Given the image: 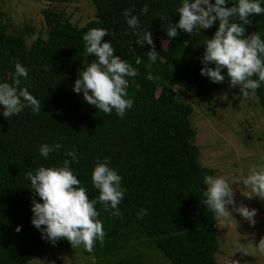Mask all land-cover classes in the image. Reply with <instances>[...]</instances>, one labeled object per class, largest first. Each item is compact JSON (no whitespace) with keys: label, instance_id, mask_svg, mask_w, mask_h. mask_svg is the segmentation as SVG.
<instances>
[{"label":"trees","instance_id":"trees-1","mask_svg":"<svg viewBox=\"0 0 264 264\" xmlns=\"http://www.w3.org/2000/svg\"><path fill=\"white\" fill-rule=\"evenodd\" d=\"M90 1L93 16L82 25L69 22L62 10L42 9L43 32L38 30L28 43L25 36L33 28L15 31L0 23V83L13 82L19 63L28 72L20 87L41 101L39 114L25 107L7 119L0 108V264L26 263L67 241L53 244L31 223L33 199L43 201L26 174L40 166H62L71 149L76 150L78 163L70 167L90 199L99 195L91 181L97 157L108 158L126 189L121 216L113 217L96 205L107 235L102 247L97 241L91 253L82 249L93 256L86 264H155V249L170 264H218L216 218L202 203L204 178L214 170L199 163V149L193 143L196 131L189 119L193 108L179 100L172 87L205 95L230 85L226 69L222 83H213L200 71L204 41L214 35L219 21L199 32L178 29L177 37L169 38L167 24L178 22L176 9L182 0ZM234 2L227 0V6ZM259 2L264 7V0ZM145 5L149 11L142 15ZM125 9L139 16L141 35L145 29L152 33L158 52L155 62L147 56L151 46L136 43ZM250 19L245 35L257 32L264 39V13ZM91 28L107 29L103 39L136 70L135 77H127L128 97L134 103L123 117L115 110L110 115L99 111L73 91L80 70L96 59L84 53L83 35ZM148 73L153 80L147 79ZM254 93L264 109V83ZM44 143L62 147L44 158L39 152ZM141 209L147 212L142 218L137 215Z\"/></svg>","mask_w":264,"mask_h":264},{"label":"clouds","instance_id":"clouds-1","mask_svg":"<svg viewBox=\"0 0 264 264\" xmlns=\"http://www.w3.org/2000/svg\"><path fill=\"white\" fill-rule=\"evenodd\" d=\"M148 11L145 5L141 14L146 15ZM176 12L179 13L178 22L168 23L166 27L169 38H176L178 29L187 33L199 32L219 21L214 35L204 41L206 47L201 75L207 76L213 83H222L225 80L222 70L226 69L230 85L238 86L244 97L260 88L264 83V39L257 32L245 35V25L252 23L250 17L264 13L259 0H235L231 7L227 6V0H215L214 3L211 0H182ZM123 15L129 28L134 30L133 34L138 37L136 43L151 46L147 56L155 62L158 52L152 33L145 29L141 35L140 18L132 14V10L125 9ZM160 19L164 21L166 16L162 15ZM106 35L108 30L105 28H91L83 35L85 55L96 59L80 70L73 91L82 93L85 101L99 111L110 115L115 110L118 116L123 117L134 103L128 97L127 77H135L137 73L127 61L115 54L112 44L103 39ZM209 64L215 67H209ZM27 76V69L17 63L13 82L0 83V108L7 119L19 114L25 107L31 108L35 114L41 111V101L27 88L20 87L21 78ZM147 79L151 81L154 77L148 73ZM61 147L60 143H44L39 146V152L47 158ZM65 155L70 159H64L60 167L40 166L35 172H27L26 178L30 180L31 188L43 201L40 203L33 199L31 223L53 244L59 239H66L73 248L83 245L91 253L97 241L101 247L105 244L107 235L103 222L98 219L100 213L96 205H102L113 217L122 215L119 205L126 192L121 186L123 177L110 167L108 158L97 157L91 181L99 195L96 199H90L70 167L72 162L78 163L76 150H66ZM204 184L207 187L202 190V203L216 216L230 215L226 206L231 204L251 225L255 224L256 209L250 210L244 205L237 207L233 188L224 177L205 176ZM243 185L250 189L243 192L247 198L259 197L264 200V166H253ZM146 214V210L141 209L137 215L142 218ZM17 231H20L19 226ZM258 248L264 252V238H261Z\"/></svg>","mask_w":264,"mask_h":264},{"label":"rangeland","instance_id":"rangeland-1","mask_svg":"<svg viewBox=\"0 0 264 264\" xmlns=\"http://www.w3.org/2000/svg\"><path fill=\"white\" fill-rule=\"evenodd\" d=\"M62 10L71 23L82 25L93 16L90 0L57 3L48 0H0V23L8 29L23 31L28 43L38 30L43 32L42 9ZM164 43V41H162ZM176 97L188 102L193 110L190 124L196 134L193 143L199 149L198 161L214 170L213 177L222 176L232 186L236 206L256 209L255 224L243 218L227 205L230 215L216 216L214 227L218 241L215 258L218 264H264V252L258 248L264 238V200L247 198L243 180L253 166H264V109L258 104L253 91L244 97L238 86H227L209 94L195 95L174 85ZM83 245L73 248L66 241L46 253L23 264H86L92 255L83 254ZM152 263L170 264L158 250H153Z\"/></svg>","mask_w":264,"mask_h":264}]
</instances>
